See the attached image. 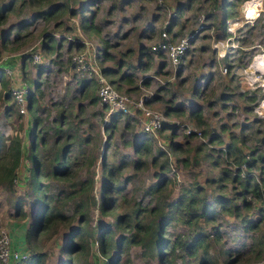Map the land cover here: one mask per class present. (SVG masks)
I'll return each mask as SVG.
<instances>
[{
    "label": "rangeland",
    "instance_id": "rangeland-1",
    "mask_svg": "<svg viewBox=\"0 0 264 264\" xmlns=\"http://www.w3.org/2000/svg\"><path fill=\"white\" fill-rule=\"evenodd\" d=\"M11 1L0 0V7ZM13 4L0 24V70L13 71L0 79V136L20 137L24 158L14 190L0 184V239L8 233L30 254L24 240L40 211L29 179L33 147L43 163V192L69 216L33 240L34 251L44 255L41 264H109L110 258L99 252L98 235L110 230L117 240L145 237L148 233L139 232L136 222L117 224L118 217L138 209L145 225L170 218L162 238L171 247L176 239L191 241L200 231L207 235L197 256L182 258L176 247L166 252L167 262L199 264L207 250L208 264H264V72L252 68L257 57L264 67V0ZM81 4L91 5L85 17L94 28L88 33ZM246 4L252 8L245 9ZM56 5H62L59 12L42 17ZM226 12L234 16L225 19ZM165 31L175 39H190L177 72L167 69L166 56L151 52ZM77 54L100 59L99 75L77 64ZM100 79L120 95L146 100V110L160 118L156 134L144 130L150 121L142 110L135 107L132 115H124L102 104ZM23 85L32 88L35 98L32 111L25 104V113L12 94ZM65 147L66 175H54L52 160ZM245 182L251 185L247 191ZM106 197L114 206L107 213L102 206ZM219 197L228 201L226 206L217 202ZM191 199L194 211L185 207ZM21 201L25 215L18 217ZM203 207L213 220L202 215ZM82 213L84 224L79 223ZM78 226L95 238H78L80 244L89 241L87 248L68 255L67 236ZM119 260L160 264L158 256L135 243L123 245Z\"/></svg>",
    "mask_w": 264,
    "mask_h": 264
},
{
    "label": "trees",
    "instance_id": "trees-1",
    "mask_svg": "<svg viewBox=\"0 0 264 264\" xmlns=\"http://www.w3.org/2000/svg\"><path fill=\"white\" fill-rule=\"evenodd\" d=\"M42 1L43 0H27V3H30L32 6L35 7L36 3H41ZM13 2L15 3L17 2V0H12L10 3L3 4L0 7V24L4 23V21L7 19V14L11 11V9H13L12 7L14 6ZM92 4L93 3H91V5ZM91 5L87 6L86 4H81L80 6V12L82 14L81 23H82L84 30L87 33L90 32L89 30H91L92 27L94 28L92 21H90L89 19L85 17L86 12H89L91 10L90 9ZM61 8H62V5L60 7L59 5L52 6L48 11L41 13V15H43L42 17L44 16L51 17L55 13L59 12ZM74 11L75 10H73L72 13H74ZM232 16H234L232 12L225 13V19H229ZM106 54L108 57V54H109L108 51H106ZM104 71H106V69H104ZM4 75H6V73L0 70L1 80L4 79ZM34 100H35L34 96L30 95L28 108L31 111L33 108ZM34 121H35L34 125H37L38 119L36 117ZM35 136L36 134H33V138L31 139L32 141L31 146H33V139L34 140L36 139ZM35 143L37 144V142ZM23 144H24L23 140L18 136L11 138V139H5L4 136H0V179L2 180V182L0 181V184L5 185L9 190H12V191L14 190L17 176H18V170L20 166L22 165V161L24 158V149H23L24 145ZM29 150L30 152L28 156L30 157L33 163V168L30 170L31 174H30L29 179H31V187H33V191L35 192L34 193V196H35L34 203L40 205V211H39V214L35 217V220L31 224L30 228L27 229V232H26V238L24 241L25 243H27L30 249V259L27 263H24V264H41V261L44 255L40 253H36L34 251L33 240L37 238L42 232L46 231L53 223L58 222L69 216L59 206L50 204V201L54 203H57V202L53 201L51 198H49L51 199L49 201L47 195L45 194V192H43V185L40 179L42 176L43 163L41 159L36 155V151L33 149V147H31V149ZM68 150H69V147H65L64 150H62L59 154L54 156L52 162L55 164L52 165L53 169L50 171V173H53L54 175L56 174H62V176L66 175L64 173L66 172L65 164L66 162H68V156H67ZM228 152L231 155L234 154L230 149L228 150ZM249 165H252V163H250ZM48 174L49 172H47L46 176H48ZM83 185L84 183L81 182V186ZM243 185L246 191L251 186L250 183L248 182L243 183ZM259 189H260V186L257 183H255L254 192H258ZM263 189H264V180H263ZM69 196H73V193H71L70 195H67L66 199H68ZM110 201H112L111 198L106 197L102 204L103 211L105 213L114 210L113 202H110ZM217 202L220 204H223L224 206H226V203H228V201L224 200L223 197H219L217 199ZM176 204L179 205L181 208L183 206L182 202L180 201L176 202ZM193 204H194V201L193 199H191L189 203H186L185 207L188 208L189 206L191 207V211H194L195 209L193 207ZM174 206L173 204H170L168 207H174ZM77 208L78 209L81 208V205L78 204ZM236 212H238V210H236ZM139 213H140V209L131 213L132 216H134V218L129 214L124 215L122 217H118L117 224L119 226L123 221L129 222V224L136 222L135 228L138 226L139 232L143 230L142 233H148L145 235V237H142L140 240H138V238L136 237L129 238L126 236H121L117 240L115 238V235L110 230L109 231L102 230L100 234L98 235L97 239L100 244L99 252L102 256H107L110 258L109 264H119V261H120L119 258L122 253L123 245H127V244L128 245L134 244V243L140 244L143 247H145L150 252V254L154 253L156 256H158V260L160 264H172L170 262L165 261V258H164L168 250L171 251L172 249V251H174L176 247H179L183 251L182 258H185L186 256L195 257L199 253L198 252L199 247H203V245L207 241V235L204 232L200 231L195 236L193 235L191 236V241L189 239L188 240H183L180 238L176 239L174 241L173 247H171L169 245L170 241L162 238V233L165 229V226L169 224L170 218L169 219L163 218V220L159 224L156 223L155 226H153V224L145 225L143 221L138 218ZM16 214L18 217L25 215L22 201L19 202L17 205ZM203 214L206 215L207 219L213 220V219H210L212 218V216L207 215V209L205 207H203L202 215ZM195 215L196 214L194 213L190 215L187 221H189L191 217ZM191 221L192 220H190V222ZM86 222H87L86 216L82 213L79 219V223L84 224ZM249 224L251 227H256L257 225L256 223H252V222ZM82 237L84 238L87 237L90 239V238H95V235L94 233H90V234L87 233L85 228L82 226H78V227L71 229L69 236H67L66 244L64 246L65 252L68 255H73L75 253L81 252L82 247L84 248V245L87 248V244L89 242L88 240L85 239V242H87V244L84 242L82 244L78 243V241L76 242L78 238H82ZM209 257H210L209 251L207 250L203 251V256L199 264H208ZM228 264H230L229 261H228ZM231 264H234V262H232Z\"/></svg>",
    "mask_w": 264,
    "mask_h": 264
},
{
    "label": "built area",
    "instance_id": "built-area-1",
    "mask_svg": "<svg viewBox=\"0 0 264 264\" xmlns=\"http://www.w3.org/2000/svg\"><path fill=\"white\" fill-rule=\"evenodd\" d=\"M252 5L246 4L245 9H251ZM249 10H247L248 12ZM87 44V43H86ZM190 49V39L189 37H181L174 39L168 34L167 31L163 32L160 39L154 43L151 47V52L155 55H164L168 61L167 69H170L172 72H177ZM91 57V56H90ZM86 54H77L74 57V61L77 64H80L83 67L94 71L99 75L100 67H97L96 56H93V60ZM34 61H37V55L34 57ZM90 60L86 65V61ZM100 61V59L98 60ZM259 62L262 63V60ZM6 74L13 75V71L9 68L6 69ZM100 89H99V98L102 104L107 105L111 111H115L124 115H132L134 113V108L142 110L144 116L150 121L149 124H145L144 130L146 132L156 134V131L161 128L160 118L156 113H152L146 110L144 102L146 100L141 99L140 101H135L129 95H120L116 89L112 88L108 83L103 79H100ZM33 93V90L30 86L23 85L20 89L13 90V98L16 105L18 104L21 109V113H25V104L28 106L29 97ZM30 259V254L23 248L16 246L13 238L8 235V233H3L0 239V262L3 264H24L27 263Z\"/></svg>",
    "mask_w": 264,
    "mask_h": 264
},
{
    "label": "bare ground",
    "instance_id": "bare-ground-1",
    "mask_svg": "<svg viewBox=\"0 0 264 264\" xmlns=\"http://www.w3.org/2000/svg\"><path fill=\"white\" fill-rule=\"evenodd\" d=\"M254 3H255V1H254ZM253 3V4H254ZM247 12V11H246ZM261 60V57H257L255 60H254V63H253V65H255V67L254 66H252V68H254V69H256L257 71H263L264 72V67H262V63L261 62H259Z\"/></svg>",
    "mask_w": 264,
    "mask_h": 264
},
{
    "label": "crops",
    "instance_id": "crops-1",
    "mask_svg": "<svg viewBox=\"0 0 264 264\" xmlns=\"http://www.w3.org/2000/svg\"><path fill=\"white\" fill-rule=\"evenodd\" d=\"M16 246H18V245H16ZM19 248H21V247H19Z\"/></svg>",
    "mask_w": 264,
    "mask_h": 264
}]
</instances>
